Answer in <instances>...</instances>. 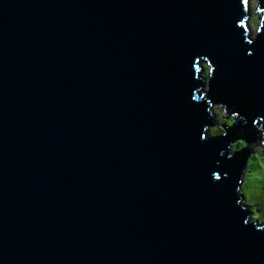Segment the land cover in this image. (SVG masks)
I'll list each match as a JSON object with an SVG mask.
<instances>
[{
	"label": "water",
	"instance_id": "1",
	"mask_svg": "<svg viewBox=\"0 0 264 264\" xmlns=\"http://www.w3.org/2000/svg\"><path fill=\"white\" fill-rule=\"evenodd\" d=\"M256 1L0 0V264H264Z\"/></svg>",
	"mask_w": 264,
	"mask_h": 264
},
{
	"label": "clouds",
	"instance_id": "2",
	"mask_svg": "<svg viewBox=\"0 0 264 264\" xmlns=\"http://www.w3.org/2000/svg\"><path fill=\"white\" fill-rule=\"evenodd\" d=\"M142 3V0H134V3L137 5ZM250 53V52H249ZM218 117L223 120L226 116V112L222 108H218L217 110ZM193 118L195 116L192 115ZM233 118H235L233 116ZM229 123L231 120L228 121ZM214 133H222L223 129H213ZM205 137L201 136V139ZM243 145L240 143H236L233 145V148L239 149ZM254 151L252 152L251 158L248 160V170L245 174V182H244V190L249 197L247 203L250 205L258 206L261 208V213L255 217V219L264 223V143L259 145H253ZM191 170V169H190ZM235 208H228L226 211L225 208L222 210L225 212H229L234 210ZM244 225H249V221L244 219ZM255 227L256 230H264V227L257 226V224H251Z\"/></svg>",
	"mask_w": 264,
	"mask_h": 264
},
{
	"label": "rangeland",
	"instance_id": "3",
	"mask_svg": "<svg viewBox=\"0 0 264 264\" xmlns=\"http://www.w3.org/2000/svg\"><path fill=\"white\" fill-rule=\"evenodd\" d=\"M251 12L252 13H251V17L250 18H251L252 27L250 28V30H251V33L253 35L254 33H256V31H257V29L259 27V22H260V20H259L260 13L257 11V1L256 0H252V11ZM217 109L218 108H214L213 107L212 114L214 115V117H213L214 125L210 126V128H209V131H208V135L209 136H215V135L221 134V133H214L212 131L213 129H217V128L224 129V126H227V125L230 126L233 123V121H232L234 119L233 115H230L229 118H223V120H221L218 117V113L216 111ZM229 120H231L230 123L228 122ZM236 143H239V141L236 142ZM236 143H234V144H236ZM259 144H261L260 138H258L256 141L251 142L250 148H249L250 149V155H249V157L247 159V162L251 158L252 152L254 151V148L252 146L253 145H259ZM233 149H235V148H233ZM242 150L243 149L240 147V149H238V153H240ZM247 162H246L245 171L243 173V177H242V181H241L242 184H241V190L240 191L243 194V201L246 204L245 206L247 207V209H249V211L251 212V216L253 218L254 216L256 217V216H258L261 213V208L258 207V206L250 205L249 203H247V201L249 200V197L246 194V191L244 190L245 174H246V172L248 170V163Z\"/></svg>",
	"mask_w": 264,
	"mask_h": 264
},
{
	"label": "trees",
	"instance_id": "4",
	"mask_svg": "<svg viewBox=\"0 0 264 264\" xmlns=\"http://www.w3.org/2000/svg\"><path fill=\"white\" fill-rule=\"evenodd\" d=\"M233 121V120H232ZM228 126V125H227ZM239 143L240 144H243V146L241 147V148H243V147H245L246 146V144L244 143V142H242V141H239ZM248 147H250V146H248ZM240 149V148H239ZM234 150H238V149H234ZM253 219H255V216L253 217Z\"/></svg>",
	"mask_w": 264,
	"mask_h": 264
},
{
	"label": "snow or ice",
	"instance_id": "5",
	"mask_svg": "<svg viewBox=\"0 0 264 264\" xmlns=\"http://www.w3.org/2000/svg\"><path fill=\"white\" fill-rule=\"evenodd\" d=\"M245 2H247V0H245ZM248 43H249V44H251V43H253V42H252L251 40H249V41H248ZM248 55H250V56H251V55H252V53L250 52V53H248ZM211 179H212V176H211ZM216 179H219V177L217 176V177H216Z\"/></svg>",
	"mask_w": 264,
	"mask_h": 264
},
{
	"label": "bare ground",
	"instance_id": "6",
	"mask_svg": "<svg viewBox=\"0 0 264 264\" xmlns=\"http://www.w3.org/2000/svg\"><path fill=\"white\" fill-rule=\"evenodd\" d=\"M233 121H234V119H233ZM260 140H261V138H260ZM261 143H262V141H261ZM242 177H243V175H242Z\"/></svg>",
	"mask_w": 264,
	"mask_h": 264
}]
</instances>
